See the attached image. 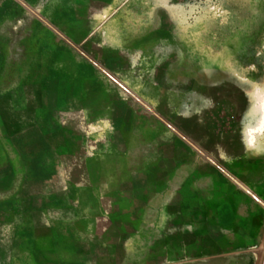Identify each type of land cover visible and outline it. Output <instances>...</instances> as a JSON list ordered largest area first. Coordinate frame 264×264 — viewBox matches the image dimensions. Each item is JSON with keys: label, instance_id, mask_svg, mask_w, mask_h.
Segmentation results:
<instances>
[{"label": "crops", "instance_id": "crops-1", "mask_svg": "<svg viewBox=\"0 0 264 264\" xmlns=\"http://www.w3.org/2000/svg\"><path fill=\"white\" fill-rule=\"evenodd\" d=\"M159 28L122 50L100 43L97 59L80 51L98 72L93 88L102 94L110 79L148 107L147 93L132 92L120 74L138 71L145 87L162 88V77L147 73L163 71V41L177 45ZM18 57L16 80L0 85V264H48L77 231L91 247L101 240L138 249L132 264H259L264 153L253 151L249 126L247 140L244 124L214 128L205 112L210 92H193L179 126L169 120L174 127L157 108L100 111L132 102L91 101L81 68L68 98L62 75H52L60 67L51 70L45 54ZM240 89L228 95L241 103Z\"/></svg>", "mask_w": 264, "mask_h": 264}, {"label": "rangeland", "instance_id": "rangeland-1", "mask_svg": "<svg viewBox=\"0 0 264 264\" xmlns=\"http://www.w3.org/2000/svg\"><path fill=\"white\" fill-rule=\"evenodd\" d=\"M176 4L186 7H171ZM217 5L224 14L217 13ZM156 27L161 33L174 34L173 42L177 45L171 50L170 42L163 41V71L147 73L152 78L162 77V88L145 87L138 71L120 74L131 85L132 92H146L153 104L138 105L110 79L103 83L102 94L93 88L96 84L93 77L98 72L80 51L93 57L100 43L122 50L129 41L134 43V38L158 30ZM19 54L40 57L45 54L51 70L53 66L60 67L57 70L60 72L52 75H62L60 85H64L62 91L68 98L75 91V72L81 68L83 87L93 94L91 101L99 96L118 95L132 102L100 105V111L111 108L120 114L149 113L157 108L174 127L173 122L179 126L191 108L193 92H210L213 98L205 112L214 128L247 125L253 151L264 153V100L257 101L258 110L249 111L248 98L249 91L259 93L264 85V0H0L1 86L16 80L14 64ZM93 58L97 59L96 55ZM133 59L140 61L138 54ZM234 88H241V103L228 95V90ZM166 122L163 121L164 130L168 128ZM99 173L106 176L107 170L100 169ZM102 221L100 227H106ZM85 234V231L68 232L67 246L51 257L48 264L139 261L138 249L114 250L101 240L97 248L91 247Z\"/></svg>", "mask_w": 264, "mask_h": 264}, {"label": "snow or ice", "instance_id": "snow-or-ice-1", "mask_svg": "<svg viewBox=\"0 0 264 264\" xmlns=\"http://www.w3.org/2000/svg\"><path fill=\"white\" fill-rule=\"evenodd\" d=\"M171 7L177 8V9H184L186 7V5L183 4H176V5H172ZM171 11V9H170ZM216 11L219 14H224L220 12V6L217 5L216 6ZM173 18L175 19V14L172 13ZM253 87L255 88V85H253ZM248 98H249V111H251L253 108H256L257 110L259 109V105L257 103L258 100H264V85L260 86V91L259 93H256L255 91H249L248 93ZM247 125L244 126L241 130V137L242 139L247 140Z\"/></svg>", "mask_w": 264, "mask_h": 264}, {"label": "water", "instance_id": "water-1", "mask_svg": "<svg viewBox=\"0 0 264 264\" xmlns=\"http://www.w3.org/2000/svg\"><path fill=\"white\" fill-rule=\"evenodd\" d=\"M259 264H264V249H263Z\"/></svg>", "mask_w": 264, "mask_h": 264}]
</instances>
